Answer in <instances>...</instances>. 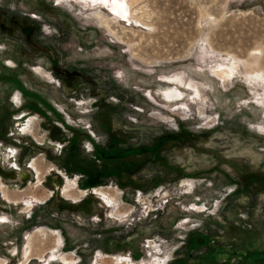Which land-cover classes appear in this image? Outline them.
Masks as SVG:
<instances>
[{
	"label": "rangeland",
	"instance_id": "374dc122",
	"mask_svg": "<svg viewBox=\"0 0 264 264\" xmlns=\"http://www.w3.org/2000/svg\"><path fill=\"white\" fill-rule=\"evenodd\" d=\"M132 1L0 0V264H264V0Z\"/></svg>",
	"mask_w": 264,
	"mask_h": 264
},
{
	"label": "bare ground",
	"instance_id": "6f19581e",
	"mask_svg": "<svg viewBox=\"0 0 264 264\" xmlns=\"http://www.w3.org/2000/svg\"><path fill=\"white\" fill-rule=\"evenodd\" d=\"M82 1H84V3H86V5L88 4L90 7L95 6V7L99 8L102 6V7L106 8L107 10H109V12L111 11L110 14L111 15L114 14V16L116 15L120 20H125V19L128 20V15L129 14L132 15V11L128 10L131 6V3H133L132 0H130V2L128 0L127 1L126 0H82ZM127 6H129L128 9H127ZM117 17H115V18H117ZM135 17H137V16H135ZM135 17H132V19L134 18L137 21L138 19ZM222 73L229 76L232 73V71L228 68H223ZM165 94H166L167 99H169V100L180 99L182 96V93L177 89L172 93L166 92ZM26 175H27V173L24 174V177Z\"/></svg>",
	"mask_w": 264,
	"mask_h": 264
},
{
	"label": "crops",
	"instance_id": "0c3cea01",
	"mask_svg": "<svg viewBox=\"0 0 264 264\" xmlns=\"http://www.w3.org/2000/svg\"><path fill=\"white\" fill-rule=\"evenodd\" d=\"M0 62L3 63L4 60H0ZM13 62H14V61H13ZM7 70H8V69H7ZM8 71H9V70H8ZM0 72H1V71H0ZM13 77H15V75H13L11 78H13ZM15 79H16V81H15L16 83H14V84H17V86H18V87H17V88H18L17 90H21V91H24V92H26V93H27V92H30L29 89L26 88L27 86H25L24 83H23L24 85H22V84L20 83L19 78H18V79L15 78ZM9 82H10L11 84H9V85L7 86L8 89L14 85L10 80H9ZM10 92H11V90H10ZM10 92H8L7 94H10ZM22 97H23V96H22ZM48 107H50V108L53 110V108H52L53 106H52L51 104H48ZM38 108H39V110H41L40 107H38ZM54 110H55V109H54ZM52 112H53V111H52ZM53 113H55V111H54ZM97 148H100V147H99V146H95V147H94V153H95V156H96V149H97ZM135 154H137V155L139 154V155H140V153L138 152V150L135 151ZM106 158H113V159H114V158H117V157L111 155V156L103 157L102 159H106ZM102 159H101V160H102ZM108 176H113V175H107V176H105V177H108Z\"/></svg>",
	"mask_w": 264,
	"mask_h": 264
},
{
	"label": "flooded vegetation",
	"instance_id": "af4514ba",
	"mask_svg": "<svg viewBox=\"0 0 264 264\" xmlns=\"http://www.w3.org/2000/svg\"><path fill=\"white\" fill-rule=\"evenodd\" d=\"M104 156V154H101V157H103ZM113 156H115V157H118L117 155H113ZM29 178V176H28V174L24 177V179H28ZM0 223H2V224H4V223H7V221L6 220H1L0 219Z\"/></svg>",
	"mask_w": 264,
	"mask_h": 264
}]
</instances>
